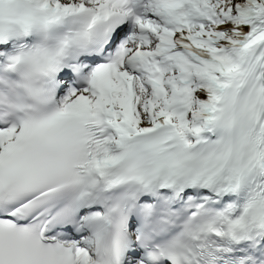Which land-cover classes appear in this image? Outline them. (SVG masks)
I'll use <instances>...</instances> for the list:
<instances>
[{
	"label": "snow or ice",
	"instance_id": "1",
	"mask_svg": "<svg viewBox=\"0 0 264 264\" xmlns=\"http://www.w3.org/2000/svg\"><path fill=\"white\" fill-rule=\"evenodd\" d=\"M0 264H264V0H0Z\"/></svg>",
	"mask_w": 264,
	"mask_h": 264
}]
</instances>
